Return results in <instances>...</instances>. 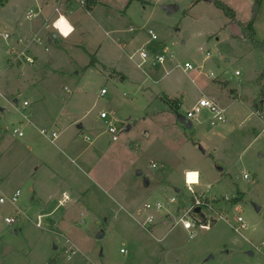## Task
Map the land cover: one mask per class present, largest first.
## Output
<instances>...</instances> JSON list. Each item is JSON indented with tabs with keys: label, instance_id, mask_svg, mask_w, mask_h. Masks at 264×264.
<instances>
[{
	"label": "rangeland",
	"instance_id": "obj_1",
	"mask_svg": "<svg viewBox=\"0 0 264 264\" xmlns=\"http://www.w3.org/2000/svg\"><path fill=\"white\" fill-rule=\"evenodd\" d=\"M39 1L43 0H11L3 13L0 9V90L5 94H0V107L5 108L0 111V197L21 192L16 207L8 201L0 203V264H150L151 250L156 248L154 257L157 245L137 222L136 208L143 209L146 201L162 202L161 212L143 213L144 218L156 216L161 224L167 208L184 207L188 204L184 201L191 205L186 169L200 174L201 183L194 190L211 200L212 210H205L209 228L195 229L191 241L182 226L176 229L183 235L178 251L190 252L185 264H264V112L261 118L256 110L264 105V77L260 80L264 51L205 0L197 4L195 0H108L93 11L77 4L72 14L65 15L76 24L77 33L67 40L55 39L72 41L76 47L58 59L56 74L45 84L31 86L18 68H9L7 44L16 38L10 33L12 22L33 24L28 14L37 12ZM220 1L238 12L239 20H251L254 0ZM15 3L20 9L13 13ZM175 4L179 9L170 12L168 7ZM66 21H61L65 34L71 29ZM149 29L158 40L150 41ZM254 29L256 39L264 43V0ZM7 33L11 36L6 41ZM115 41L124 46L118 55L112 51ZM18 46L21 49L12 47L21 52L25 44ZM47 47L50 52L45 45L37 47L44 58L54 55L57 42ZM140 50L163 54L166 62L139 67ZM206 51L212 53L209 59ZM186 62L196 70L185 72ZM47 70L43 67V73ZM197 73L202 85L209 82L223 90L227 122L212 126V118L203 111L201 125L196 118L191 129L179 123L178 115L186 116L202 95L199 83L191 79ZM104 88L108 93L101 96ZM102 112L109 115L107 120L101 118ZM77 117L84 128L74 140L76 151L68 150L71 133L60 131L58 121ZM108 122L120 133L119 141L111 140ZM16 127L24 132L23 138L13 136ZM37 128H46L49 135L58 130L60 136L53 144ZM85 136L93 143H86ZM38 161L54 172L63 168L67 177L57 173L51 180L48 173L34 175ZM153 163L158 167L153 168ZM198 173H187L190 183ZM170 177L180 193L173 185L164 186ZM147 180L149 195L143 201L137 196L129 201L125 190L134 193L135 185L144 186ZM64 193L72 201L59 206ZM171 197L177 202L168 203ZM173 213L179 219L183 211ZM9 217L17 222L7 224ZM169 227L158 226L155 237ZM100 234L104 236L99 238ZM72 247L75 255L70 253ZM163 260L154 261L175 264Z\"/></svg>",
	"mask_w": 264,
	"mask_h": 264
},
{
	"label": "crops",
	"instance_id": "obj_2",
	"mask_svg": "<svg viewBox=\"0 0 264 264\" xmlns=\"http://www.w3.org/2000/svg\"><path fill=\"white\" fill-rule=\"evenodd\" d=\"M52 1L53 0H43V1H39L38 4H37V12H34L32 10L29 12V13H33V17H31V18L28 17L30 20H34L33 21V24H26V26H23V25L20 24V26H19L17 24V22H12L13 25L10 26V33L13 34V35H15L16 38L13 41H10V43L7 44V46H8L7 52L10 53L11 50L14 49L13 47H17L18 49H21L22 46L19 47L18 45H24L25 44L24 49L23 48L22 49L29 51V53L31 55L35 56V63H33V64L23 63V64H17V65H15V64H13L10 61V57H9L8 58L9 68L11 70H13L14 68H18L19 69V74L22 77H25L26 80L28 81V83L31 86L32 85L41 86V84H45V79H47L48 77L53 76V75L56 74L55 72H57V66L56 65L58 63V59H60L63 56H65V54H68L70 51L74 50V48L76 47L75 46V43H73L72 41L62 42V41L55 40V39L59 38L60 35L56 33V30H55V28L53 26V23L59 17V15H63L66 18L65 15L72 14V11L75 9V6L77 4H78V6H80V8H85L84 5L81 3V0H56L54 5L51 4ZM137 1L145 2L144 0H137ZM205 1L208 2V3H213L211 0H205ZM107 2H108V0H99L98 5L96 7H94L92 9V11L94 9H96L100 5L101 6L102 5H107ZM198 3H200V2H198ZM10 4H13L11 2V0H7L5 2V4H4V6L0 7V9L2 10L1 12L3 13L8 8V6ZM227 5H229V4H227ZM177 7L179 9V6L178 5H177ZM11 8H12V12L13 13H16L20 9L18 3H15L14 5H12ZM236 14H237V19H238V12H236ZM28 16H29V14H28ZM64 17H63V19H65ZM66 20L69 22V20L67 18H66ZM238 21H240L243 24H247V23H249L250 20L241 21V20L238 19ZM229 24H235L236 26L240 27L236 22L232 21L231 19H229ZM70 25L73 27V32L69 36H67V37H62L61 36L65 40L70 39L78 31V28H77L76 24L70 23ZM226 27H227V25H226ZM256 29H257V26H256ZM54 34H57V37H54ZM6 35H5V38H6ZM235 36L236 37H239L238 35H235ZM17 38H19V39L17 40ZM7 40H9V38H6V41ZM20 41H21V43H20ZM54 41L57 42V48L55 49V52L53 53L54 55L53 56L51 55L52 57H50V58H48V57L47 58L42 57V55L37 51L38 50L37 47L44 46L45 45V48H44L45 51L46 52H50V50H49V48L47 46L49 44L51 45ZM123 47L124 46L122 45L121 42L115 41L113 43L112 51L113 52H117V55H118L119 50H124ZM100 48H101V46H99L96 49V53L100 50ZM201 49L204 51L203 48H201ZM207 52L208 51H206V54H207ZM132 55H130V58H131ZM210 57H207L206 56V59H209ZM97 61H99V60L97 59ZM40 62L43 65L38 66V67H35L36 64H38ZM139 64H138L139 67H142L143 66V65L140 66ZM43 67H49V70H47V71H45L43 73ZM198 69H200V68H198ZM184 71L185 72H189V71L185 70V68H184ZM38 74H40V75L38 76ZM200 76L201 75L199 73H197L195 76L191 77V79H192L193 82H195V83L198 82L199 83ZM209 76L210 77L212 76L213 78H215V74L214 73H210ZM126 80L127 79H125L123 81H126ZM199 87H200V90L202 92V95H201L200 98L207 97V98L214 99L227 112V107L225 106L224 100L222 98V94H223L222 93V91H223L222 89H219L218 87H216V85H212L209 82L208 83L205 82L204 85H202L201 83H199ZM1 93H3V92L0 90V94ZM3 95H5V94L3 93ZM12 95H14V94H12ZM13 97L15 98V96H13ZM238 97L239 96L237 95V98ZM167 98L170 99L171 101L172 100H175L174 98L170 97L169 95H167ZM176 100H177L176 103L179 105L180 104L179 103L180 101L178 99H176ZM14 102L16 104L19 103V101L16 98L14 99ZM25 102H28V101L25 100L24 103ZM29 105H30V103L28 104V106ZM28 106H25V107H28ZM259 106L260 107L257 108L256 110H258V113H257L258 116L262 118L263 117V114L261 112H264V105H260L259 104ZM4 110H5V108H3V110L1 112H4ZM204 112L206 114H208L212 118L211 120H213V116L208 111L204 110ZM32 116L33 115H31V117ZM23 117L30 124H35L31 120V118H29V117L27 118V116L25 114H23ZM60 120L58 121V122L61 123V127H62V129L60 131H62V132H70L71 133V135H70L71 136L70 137L71 138V141H70L69 145L67 146V149L68 150H74V151H76V147L74 146V140L76 139L77 136L80 135V132L79 131H82V129L84 128V123L81 121V117H79V118L78 117L77 118H67L65 121H63V120L60 121ZM196 121H198L197 123L199 125H201L205 121L204 115L202 116V113H200L198 115V117L196 118ZM217 124L218 123L212 124V121H211V125L212 126H215ZM219 124H221V123H219ZM80 125L82 127H80ZM35 126L37 127L36 124H35ZM193 126H194V124L192 123V127ZM38 130H39V132H40L41 135H43L46 138H48L50 140V142L53 143V144L56 143V140L60 136V132L58 130H55V131L52 132V133H56L57 134V137L56 138H53L52 137V133H51V135H49V132L47 131L46 128L45 129H38ZM43 130H46L47 133H48V135L43 134L42 133ZM24 136H25V134L23 135V137ZM23 137H21V138H23ZM86 137H89V136H85L84 137V141L86 143L92 144L93 143V140L91 139V141H87L86 140ZM157 167H158V165H157ZM43 168H44V170H43ZM58 169L59 170H57V168H55V171H57V172H54V171H52L54 169H52L49 164L43 163V161L42 162L41 161H38V163L35 164V172H34V175L40 174L41 172L48 173L49 174V176H48L49 179L54 180V178L57 177L56 174L57 173L58 174L60 173L62 176H65V178H66L67 177L66 176L67 175V171L64 170L65 174L63 175V168H58ZM190 171H195V172L198 173L197 170L186 169L185 170V174H184L185 183H186L187 173L190 172ZM221 171H222V169H221ZM198 176H199V183L196 184V185H193L192 186L193 189H194L195 186H198L201 183V176H200L199 173H198ZM148 182H149L148 185L145 184L144 186H139L138 188H137V184H136L135 185V188H134V190H135L134 193H131L127 189V190H125V193L126 194L124 193V195L126 196V198L129 199V201H131L134 198H136V196H137V201H139L140 197H141V200L140 201H143V196L146 197V196L149 195V191L146 190V188L150 187L151 182L149 180H148ZM36 183H38V180H36ZM164 183H165L164 186L166 188H168L167 186H172V185L175 187V181H174L173 177H170V180L168 182H164ZM0 185H1V182H0ZM175 188H176V192L177 193H180V191H181L180 188H177V187H175ZM137 193H139V194H137ZM202 195L205 196V194H202ZM171 198H174V197H171ZM171 198L168 200V203L174 204V203L177 202V200H176V202L172 203L170 201ZM188 199H190V198H188ZM206 199L208 201H211L208 197H206ZM191 201H192V197H191ZM157 202H160V201H156V202L146 201L145 204H144V208L143 209H140V207H137L136 208L137 209V214H139V215H137V218H136L137 222L139 223V225L142 228L146 229L151 234V237L154 238V241H155V243L157 245V252H156V255L154 257H152V254H153L154 250H156V248L151 250V255L149 256V258H150V260H149L150 264H156L154 260H157L158 257L164 259L165 260V261L163 260L164 262H167V261L170 260L169 261L170 263H175V264H185V263H188V260L190 258V252L188 251V252L182 254L180 251H178L179 248H180V245H181L180 244V241H181L183 235L181 233H179V232L178 233H175V231H176L177 228H179V226H182V225L176 224V221L178 220V218H177V216H175V214L173 212L176 213L177 210L184 211L185 209H187L190 206L189 205V202L188 201H184L185 202L184 204L188 203L187 204L188 206L186 205L184 207H178L176 209H171L170 207L167 208L165 210V212H166L165 215L162 216L163 222L161 224L156 223V216L147 215L146 218H144V216H143L144 215L143 214L144 212H148V213H159L162 210H164L165 205L162 202H160V203H162L163 207L160 210H147L145 208V205L147 203H152L153 205H155ZM169 213L172 214V215H170L168 217L167 215ZM149 217H153L154 218V223L151 224V225H147V223H146L147 222V219ZM174 218H176L175 221H174ZM169 225H170V227H169ZM158 226H168L169 227V231L166 232L163 236L157 238V237H155L154 231L157 230ZM183 229L187 233L188 241H191L192 239L195 238L196 234H195L194 237H191L189 231H187L184 227H183ZM238 231H240V230H238ZM103 236H104V234H103ZM123 254H127V252L126 253H123Z\"/></svg>",
	"mask_w": 264,
	"mask_h": 264
},
{
	"label": "built area",
	"instance_id": "obj_3",
	"mask_svg": "<svg viewBox=\"0 0 264 264\" xmlns=\"http://www.w3.org/2000/svg\"><path fill=\"white\" fill-rule=\"evenodd\" d=\"M81 3L83 5H85V0H81ZM29 18L33 17V13H29ZM63 15H59V17L54 21L53 26L56 30V33L59 34L62 37H67L69 34H71L73 32V27L72 29L69 31L68 35H66L64 33L63 28L60 27V22L63 19ZM65 18V17H64ZM66 19V18H65ZM130 31H133L132 29H130ZM148 34L150 36V41H156L158 40V36L155 34V32L152 29L148 30ZM10 36L7 34L6 38H9ZM21 43V41H20ZM11 57L10 60L12 63L14 64H18V63H28V64H33L35 63V58L29 53V51L27 50H22L21 52H16L14 49L11 50L10 52ZM139 55H140V66L147 64L149 62H151L153 65L155 64H160L163 65L166 62V56L160 53H149L146 50H140L139 51ZM212 55V53L210 51L207 52L206 56L210 57ZM134 55L131 56V58H133ZM170 58H174L173 55H170ZM185 70L187 71H193L196 69V67L190 63V62H186L184 65ZM236 74H239L238 72ZM108 91L107 88H104L103 90H101L100 95L101 96H105L107 95ZM28 102H25L24 105L28 106ZM208 111L212 116H213V120H212V124H216V123H224L227 121V117H226V111L223 107H221V105L216 102L214 99L211 98H207V97H203L200 98L197 103L191 108L189 109V111L187 112L185 119L186 121H192L193 119L197 118L198 115L202 112V111ZM109 117V115L106 112H102L101 113V118L103 120H107ZM0 120H1V116H0ZM13 136L17 137V138H21L23 137L24 133L20 128H14L13 131ZM43 134L48 135L46 130L42 131ZM107 133L111 136V140L113 142H117L120 139V133L117 131V129L113 126L112 123L108 122V128H107ZM52 137L56 138L57 134L56 133H52ZM87 141H91L90 137H86ZM153 168H157V164L153 163L152 164ZM244 179L247 181H250V176L248 174L244 175ZM199 183V176L197 177L196 181L190 183V181L188 180V175L186 176V184H187V189L188 191L193 195L192 197V204L183 211L182 213V217L179 218L176 221V224H180L182 225L187 231H189L191 237H194L196 232L195 229L197 228H209L208 226V215L205 212V210H212L210 209V203H208V200L206 199V197L204 195H199L194 189H193V185H196ZM21 196V192L20 190H17L16 192H14L11 196L9 197H0V203H5L6 201L10 202L14 207H16V204L19 201V198ZM71 197L69 194L64 193L62 199L59 201V206H66L67 203H69L71 201ZM176 198H171V202L174 203L176 202ZM163 207L162 203L157 202L155 205H153L152 203H147L145 205V208L147 210H160ZM196 208H201V214H203L205 216V220L202 221L199 219V214L195 212ZM15 210H17L15 208ZM39 218H41L39 216ZM176 218H174L175 221ZM239 222L241 223V228H244L245 225L243 224V220L242 218L238 219ZM5 222L7 224L10 225H14L17 222V218L16 217H9L5 219ZM147 225H151L154 223V218L153 217H149L147 219ZM39 228H41V225H38ZM236 231H238L239 229H235ZM70 250L71 255H75L76 251L73 250V247ZM122 253H126V251L124 249L121 250Z\"/></svg>",
	"mask_w": 264,
	"mask_h": 264
},
{
	"label": "trees",
	"instance_id": "obj_4",
	"mask_svg": "<svg viewBox=\"0 0 264 264\" xmlns=\"http://www.w3.org/2000/svg\"><path fill=\"white\" fill-rule=\"evenodd\" d=\"M7 0H0V7L4 6L5 2ZM203 0H195V2H200ZM213 4L219 8L220 10L223 11V13L232 21L236 22L240 27L243 32V36L248 39L255 47L260 48L261 50L264 51V43L258 41L256 39V32L254 29V21L256 19V16L261 8L262 0H254V4L252 7V18L247 24H243L237 19V14L233 8H231L229 5L224 3L223 1L220 0H211ZM99 0H85V6L88 10H92L94 7L98 5ZM93 63V61H92ZM264 77V72L262 73L261 79ZM260 82V81H259ZM260 106L257 105V108ZM239 199H236L235 202H237Z\"/></svg>",
	"mask_w": 264,
	"mask_h": 264
},
{
	"label": "water",
	"instance_id": "obj_5",
	"mask_svg": "<svg viewBox=\"0 0 264 264\" xmlns=\"http://www.w3.org/2000/svg\"><path fill=\"white\" fill-rule=\"evenodd\" d=\"M170 12H174L178 9L177 5H171L168 7ZM54 37H57V34H54ZM3 108L0 107V111H2ZM178 121L180 124L184 125L187 129H191L192 128V123L191 121H186L184 116L178 115ZM80 127H82L80 125ZM148 180L146 181V185H148ZM259 210V209H258ZM195 212L199 214V219L204 221L205 220V216L203 214H201V208H196ZM103 237V234L99 235V238Z\"/></svg>",
	"mask_w": 264,
	"mask_h": 264
},
{
	"label": "bare ground",
	"instance_id": "obj_6",
	"mask_svg": "<svg viewBox=\"0 0 264 264\" xmlns=\"http://www.w3.org/2000/svg\"><path fill=\"white\" fill-rule=\"evenodd\" d=\"M66 23H68V25H70V23H69L68 21H66ZM60 27H61V22H60ZM70 28L72 29V26H71V25H70ZM71 29H70V30H71ZM70 30H69V31H70ZM68 33H69V32H68ZM68 33H67L66 35H68ZM69 35H70V34H69ZM69 35H68V36H69Z\"/></svg>",
	"mask_w": 264,
	"mask_h": 264
}]
</instances>
